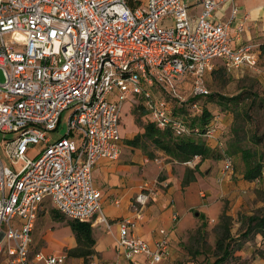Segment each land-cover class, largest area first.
I'll return each instance as SVG.
<instances>
[{
  "label": "built area",
  "instance_id": "1",
  "mask_svg": "<svg viewBox=\"0 0 264 264\" xmlns=\"http://www.w3.org/2000/svg\"><path fill=\"white\" fill-rule=\"evenodd\" d=\"M191 1L0 0V264H68L66 252L33 245L36 218L48 202L67 218L111 225L91 172L99 159L120 156L124 101L139 102L150 122L175 135L197 132L191 120L202 112L199 98L187 114L173 104L189 99L178 92L180 80L190 78L191 96H203L210 92L205 73L217 60L228 71L257 67V43H231L236 8L214 19L231 0ZM193 4L200 6L194 16ZM245 18L236 24L238 34ZM69 107L66 132L52 134ZM212 121L202 136L215 142L223 171H230L232 157ZM199 159L182 162L194 167ZM153 195L148 182L140 186L136 217ZM117 224L119 256L127 262L118 256L85 264H156L167 254L165 228L151 244L133 232L132 217Z\"/></svg>",
  "mask_w": 264,
  "mask_h": 264
},
{
  "label": "crops",
  "instance_id": "2",
  "mask_svg": "<svg viewBox=\"0 0 264 264\" xmlns=\"http://www.w3.org/2000/svg\"><path fill=\"white\" fill-rule=\"evenodd\" d=\"M193 1L194 0L191 2ZM255 1L256 0L227 1L214 11V19H226L230 16L232 8H236V19L233 21L230 28L232 45L235 46L240 42L257 43L260 61L264 62V40L258 42L254 41V37L264 34V0ZM199 9V5L193 4L190 6L189 11L194 16ZM243 16L246 17L243 22L244 29L238 34L236 24ZM214 67H216V65ZM218 132L221 137L223 132L221 127ZM208 144L216 146L214 141H209ZM150 152L151 151L145 152L135 145H123L121 141V153L118 159L111 160L108 158H101L92 169V179L101 191L103 212L111 225L108 227L103 222L94 219L90 221L95 236L94 249L96 251L91 260L110 262L119 256L116 244V239L118 237L117 220L122 216H130L135 221L133 232L142 236L151 244L160 236V228H165L167 230L168 252L156 264H178L179 262L193 263L192 258L185 259V257H187V255H185L187 253L185 251L186 247L181 243L183 233L188 226L186 223L183 224L182 222L186 215L192 213V216L201 218L199 215L200 212H203L204 209L209 206L217 205L219 201L217 197L228 192L234 194V190L237 191L241 184H251L257 179L255 178L248 181L242 178V173H234L237 176H241L240 179H237V184L239 185L229 184L228 180L232 176L231 171L233 167L230 171H223L222 165L216 178L217 185L206 188L207 190L205 192L200 186L201 183L198 176L200 174L196 172L203 171L204 173L202 175L206 176L211 171L209 169V165H211L209 164L211 160L209 157L200 161L198 171H193V177L188 179V182L184 184L183 179L185 178V174L183 173V169L186 166H182L181 163L173 164L172 161L165 160L166 157L160 154V150L157 151L159 156H157L158 154L151 156L149 155ZM154 158H158L160 161L158 162ZM174 167L176 168L175 170ZM155 178L158 180L157 183L154 182ZM145 182L153 186L154 195L143 207L142 216L136 217L134 196L140 189V186ZM234 186H236L235 189L233 188ZM116 200L118 203H116ZM47 213H49L48 207L47 204H45L38 213L32 230L33 242L34 239L42 237L45 239L42 250L52 253L65 252L66 248L76 244L73 232L70 229L69 234H66L65 230H63L65 234L62 235L64 236L59 238L56 237L61 227L54 224L55 220ZM175 213L177 214L176 218H174ZM200 220H202V218ZM196 221L197 219H193V223H196ZM256 236L257 239L264 242V237L262 235L256 234ZM135 257L139 260H143L142 254H137ZM119 260L122 263L127 262L122 256H119ZM67 261L68 264L86 263L82 257L73 256L67 257ZM257 263L258 261L254 262V264Z\"/></svg>",
  "mask_w": 264,
  "mask_h": 264
},
{
  "label": "rangeland",
  "instance_id": "3",
  "mask_svg": "<svg viewBox=\"0 0 264 264\" xmlns=\"http://www.w3.org/2000/svg\"><path fill=\"white\" fill-rule=\"evenodd\" d=\"M258 1L259 0H256L255 2ZM261 40H264V34L254 37V41L256 42ZM215 65L220 66L222 65V63L221 61L217 60L215 62ZM263 77L264 62H261L260 58H258L257 67L255 69L243 68L241 70L232 71L219 69L212 74H209L207 72L206 84L210 92H218L222 95L228 96L235 94L245 88H251L252 90L256 89L261 93H264ZM191 87V79L186 77L180 80L178 92L181 96H183L184 99H188L191 96ZM247 99H245V101H247ZM199 100L201 103H205L206 107L211 111L213 116H217L218 114L220 117L222 116V119L220 121L218 119L219 123H215V117H213L212 123L214 122L219 129L221 127L223 132L220 139L224 141L223 144L226 145L227 138H229L231 133L230 128L233 123L234 114L230 111V109L223 108L222 105L218 104L216 100H211L206 95L200 96ZM182 103H179V101L173 102L176 109L179 108ZM249 109V114L246 116V127L252 130H256L257 132H264V107L262 105H254ZM71 111L72 107L66 108L62 111L59 125L55 130L51 132L52 134H63L66 132L67 120ZM188 112L189 109H186L185 112L178 113L187 114ZM147 122H150L148 115L142 109V106L139 102H136L133 99L124 101L120 112L119 122L122 144L138 146L145 152L151 151L149 154L151 156L157 155V151L160 150V154L166 157L165 160L170 162L172 161L173 164L181 163L182 166H186L183 169L185 177L191 176L193 174L192 171H198V169L193 170L194 167H189L183 162L174 159L165 150L157 148L154 142L144 134V125ZM134 138L136 139L131 140ZM36 147L37 146H34V148L30 150L28 154L32 155ZM0 153L4 155L1 141ZM157 156H159V154ZM231 157L233 161V169L231 171L232 176L231 178H229L228 182L229 184L238 186L239 184H237V179H240L241 176H237L234 173H242L244 164L239 154H231ZM210 159L211 160L209 161V164L211 165H209V169L211 171L206 176L202 175L204 173L203 171L196 172L197 174H200L198 175L201 183L200 186L205 192L207 190L206 188L212 185H217L216 178L219 174V171L221 170V166L223 165L222 157L219 159ZM5 161H7L6 157ZM175 169L176 168L174 167V170ZM242 178L244 177L242 176ZM236 186H234L233 188L235 189ZM217 198L219 201L216 206H209L208 208H205L203 212H201L205 217L204 221H206L204 232L202 231L203 228L201 225V218L194 217L192 216V213H188L183 219V224L186 223L188 225L181 239L182 245H184L187 249H185V251L187 252L185 254L187 255V257H185V259L192 258V261L198 264H203L204 262L213 264V260L216 258V256H218L219 253L216 248L215 242L219 233L217 222L219 220V215L222 212H225L226 214H229L231 216L230 225L233 235H236L240 227L245 226V216L247 214H251L254 212H264V169L262 176L259 179L257 178L255 182L247 185L241 184L240 188L237 191L234 190V194H232L231 192L223 193ZM47 207L49 212L47 214L51 216L53 220H55L54 224L61 227L59 228L56 237H63L64 235L62 234H65V232L66 234H69L70 227L67 224L68 219L61 214H58V216H54L51 213V209L53 208V206L49 202L47 203ZM193 219H197L196 223H193ZM63 230H65V232ZM257 236H251L246 241H244L242 246L235 249V251L233 252V259H228L220 264H254L255 261H258L257 264H264V242H261L259 239H257ZM44 240L45 239H43L42 237L34 239L33 243L35 248L43 249Z\"/></svg>",
  "mask_w": 264,
  "mask_h": 264
},
{
  "label": "trees",
  "instance_id": "4",
  "mask_svg": "<svg viewBox=\"0 0 264 264\" xmlns=\"http://www.w3.org/2000/svg\"><path fill=\"white\" fill-rule=\"evenodd\" d=\"M219 69L227 71L223 65H220L212 68L208 73H215ZM206 96L211 100H216L223 108L230 109L234 114L233 123L230 128L231 133L229 138H227V144H224L225 152L230 156L231 154L240 155L244 164L242 175L245 179L253 180L260 178L264 169V132H257L256 130L247 128L245 122H247L246 116L249 114V108L254 105H262L264 107V93L256 89L245 88L229 96L218 92H209ZM199 97L190 96L187 101L183 102L175 110L177 112H185L186 109H189L190 102ZM202 106V112L191 120L192 127L196 126L198 128L197 132L193 131L185 135H175L169 128H159L152 122H147L144 125V134L154 142L157 148L165 150L174 159L182 162L194 154H200V159L196 162L193 170L198 169L200 161L204 158L219 159L223 156L219 147L209 145V141L202 136V133L214 117L205 103H202ZM192 177L193 174L186 176L183 179V183H187L188 179ZM51 213L54 216L61 214L54 207L51 209ZM199 215L202 218L201 225L204 232V226L206 225V221H204L205 217L202 216L201 212ZM67 219V224L73 232L76 244L66 248L65 252L68 257H82L88 263L96 252L94 249L95 236L91 222L75 218ZM230 221L231 216L229 214L222 212L219 215L217 222L219 233L215 242L219 253L213 260V264H220L228 259H233L235 249L240 248L243 242L251 236L260 234L264 237V212L247 214L245 216V226L240 227L236 235H233L231 232ZM178 264L198 263L179 262ZM203 264L209 263L204 262Z\"/></svg>",
  "mask_w": 264,
  "mask_h": 264
}]
</instances>
